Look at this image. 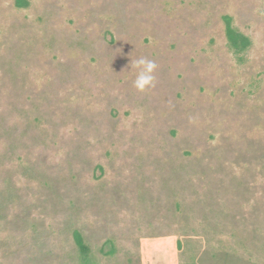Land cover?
<instances>
[{"label": "rangeland", "instance_id": "obj_1", "mask_svg": "<svg viewBox=\"0 0 264 264\" xmlns=\"http://www.w3.org/2000/svg\"><path fill=\"white\" fill-rule=\"evenodd\" d=\"M26 2L0 0V264H84L74 231L88 264H264V0Z\"/></svg>", "mask_w": 264, "mask_h": 264}, {"label": "trees", "instance_id": "obj_2", "mask_svg": "<svg viewBox=\"0 0 264 264\" xmlns=\"http://www.w3.org/2000/svg\"><path fill=\"white\" fill-rule=\"evenodd\" d=\"M14 4L18 8L27 6L26 0H14ZM223 23L225 26L226 39L231 49L237 54L242 53L245 50H247V48L250 46L249 39L245 35L238 32L232 26L231 18L229 16H224ZM72 238H73V242L75 246L77 247L80 253L81 261L84 264H88L87 255H88L89 249L87 245L84 243V240L81 234L77 231H74L72 234Z\"/></svg>", "mask_w": 264, "mask_h": 264}, {"label": "clouds", "instance_id": "obj_3", "mask_svg": "<svg viewBox=\"0 0 264 264\" xmlns=\"http://www.w3.org/2000/svg\"><path fill=\"white\" fill-rule=\"evenodd\" d=\"M132 68L136 71L133 87L140 93H144L155 87V72L158 68L154 60L141 57L132 62Z\"/></svg>", "mask_w": 264, "mask_h": 264}]
</instances>
